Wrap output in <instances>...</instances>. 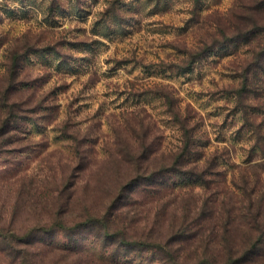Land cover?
<instances>
[{
	"label": "rangeland",
	"instance_id": "rangeland-1",
	"mask_svg": "<svg viewBox=\"0 0 264 264\" xmlns=\"http://www.w3.org/2000/svg\"><path fill=\"white\" fill-rule=\"evenodd\" d=\"M185 139L190 175L131 191ZM263 193L264 0H0V223L38 264H163L130 244L184 221L181 262L220 264Z\"/></svg>",
	"mask_w": 264,
	"mask_h": 264
},
{
	"label": "trees",
	"instance_id": "trees-1",
	"mask_svg": "<svg viewBox=\"0 0 264 264\" xmlns=\"http://www.w3.org/2000/svg\"><path fill=\"white\" fill-rule=\"evenodd\" d=\"M257 30H255L253 33H256ZM12 73L16 71L15 68L12 69ZM191 143H186V139L184 141V147L180 148L178 151L173 154L175 157L172 161V163H168L166 165H162L160 170H157L156 167L153 166H144V164L140 167V172H143L142 175L148 176L150 178L141 177L140 180L134 178L129 183V186L131 191H135L137 187L141 183H147L156 181V177H159L161 175H167V176H186L190 175L186 173V170L183 168H186V158L190 154V148ZM81 159V157H80ZM144 163V162H143ZM84 169V168H83ZM157 183V182H156ZM247 182H245L246 184ZM236 211H240L242 213V219H245V221L241 222V224L245 225V229L247 230V236L245 239H242L240 242H235V245L232 247L230 242L225 243V251L226 255L224 256L222 262L220 264H264V193L253 197L252 194L248 196V202L245 207L242 206V208H238ZM207 220H210V216L207 218ZM84 226H92L95 225L98 228H101L105 231L107 234V237L110 236V230L112 229V220L109 217L107 220L105 219H95V218H89L86 222L81 223L80 225L85 224ZM61 227V231L67 230L68 227L64 224V221H59L57 224H53L51 226H48V228L44 229H37V233L40 234H48L50 231H54L57 228ZM191 224H186V221H184L183 224L180 226L174 227V232L171 234L169 240L166 242H160L156 240L155 242L152 241H139L134 242L130 244L133 246V249H143L156 251L158 253H161V262L163 264L166 263H174V264H183L181 261V257L177 255L172 250V245L174 243H177L178 241H183L190 239L194 234L193 232H190ZM240 229V227H239ZM202 231V230H201ZM224 231L228 232L229 230L224 227ZM36 234V233H35ZM34 235H27V236H19L14 232L6 231L3 229L0 223V247H3L4 249H7L11 252V255L14 256L15 259L16 253H17V246L24 247L21 250L20 253V263L21 264H38L35 255H32L28 248H26L28 245L32 246L34 243H32L29 239L33 237ZM116 237V235L114 236ZM204 242L201 244V246L204 249V253L200 258H197V264H219V261H216V259L211 255L212 252L210 251V241L208 239H202ZM122 241H125L123 239ZM30 253V254H29Z\"/></svg>",
	"mask_w": 264,
	"mask_h": 264
}]
</instances>
